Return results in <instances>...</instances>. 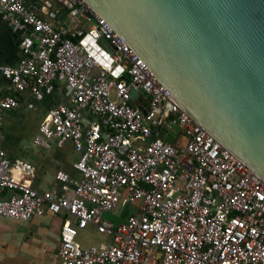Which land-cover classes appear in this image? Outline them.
<instances>
[{
    "label": "built area",
    "instance_id": "obj_1",
    "mask_svg": "<svg viewBox=\"0 0 264 264\" xmlns=\"http://www.w3.org/2000/svg\"><path fill=\"white\" fill-rule=\"evenodd\" d=\"M32 1L0 0V18L20 34L22 54L0 73L12 90H29L39 100L55 82L65 85L69 104L49 109L34 144L70 141L80 178L58 171L63 192H37L17 179L15 170L24 166L12 164L0 142V190L12 192L0 200V216L23 222L46 212L69 216L61 226V264H264V180L181 110L82 0L55 1L82 17L93 39L108 40L111 69L43 20ZM71 35L81 38L85 31L75 27ZM116 66L127 81L112 76ZM131 89L148 97L145 113L137 107L145 98L133 105ZM167 102L184 139L180 147L156 133L168 128ZM17 106L0 94V134L3 113ZM87 111L92 120L84 125ZM132 203L138 212L124 221L104 218ZM87 226L109 240L81 246L78 232Z\"/></svg>",
    "mask_w": 264,
    "mask_h": 264
},
{
    "label": "water",
    "instance_id": "obj_2",
    "mask_svg": "<svg viewBox=\"0 0 264 264\" xmlns=\"http://www.w3.org/2000/svg\"><path fill=\"white\" fill-rule=\"evenodd\" d=\"M82 2L181 110L264 180V0ZM81 45L111 69L108 40L87 34ZM121 71L116 66L112 76L118 78ZM143 98L137 106L136 99ZM130 101L147 110L144 92L131 89ZM170 109L167 102L163 116L168 128L156 131L168 143L179 131Z\"/></svg>",
    "mask_w": 264,
    "mask_h": 264
},
{
    "label": "crops",
    "instance_id": "obj_3",
    "mask_svg": "<svg viewBox=\"0 0 264 264\" xmlns=\"http://www.w3.org/2000/svg\"><path fill=\"white\" fill-rule=\"evenodd\" d=\"M34 11L58 29L64 38L81 44L88 34L89 24L80 16H72L62 3L55 0H33ZM81 28L85 35L75 38L74 28ZM20 34L13 32L0 18V67L16 66L22 58L19 49ZM126 77L125 71L118 73L119 79ZM1 97H12L18 103L15 109L3 113L0 134L1 146L12 164L24 166L15 170L17 179L37 192L55 191L62 193V184L56 180L58 171L65 172L72 180L80 178L73 168L79 153L70 141L58 145L50 140L45 146L34 144L39 126L45 121L49 109L57 105H68V90L64 84L55 82L50 95L36 99L29 90L15 92L0 73ZM141 102V100H139ZM133 104V103H132ZM134 105V104H133ZM92 115L83 114L87 125ZM181 138L177 141L178 135ZM176 141V142H175ZM184 139L180 131L172 135L171 144L180 147ZM70 189V186H69ZM12 194L0 190V200ZM70 217L64 213L35 216L27 221L0 216V264H61L58 257L60 232L63 223ZM77 240L83 247L98 245L109 240L96 232L92 226L78 232Z\"/></svg>",
    "mask_w": 264,
    "mask_h": 264
},
{
    "label": "rangeland",
    "instance_id": "obj_4",
    "mask_svg": "<svg viewBox=\"0 0 264 264\" xmlns=\"http://www.w3.org/2000/svg\"><path fill=\"white\" fill-rule=\"evenodd\" d=\"M181 138V135L179 134L177 137V141ZM176 142V141H175ZM177 145L174 144V147ZM138 203H132V204H125L120 206L116 211L112 213H108L104 215V218L110 221H113L115 223L124 221L128 215L137 214L138 212Z\"/></svg>",
    "mask_w": 264,
    "mask_h": 264
},
{
    "label": "trees",
    "instance_id": "obj_5",
    "mask_svg": "<svg viewBox=\"0 0 264 264\" xmlns=\"http://www.w3.org/2000/svg\"><path fill=\"white\" fill-rule=\"evenodd\" d=\"M124 80H126V81H127V77H125V78H124Z\"/></svg>",
    "mask_w": 264,
    "mask_h": 264
}]
</instances>
